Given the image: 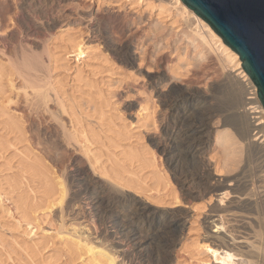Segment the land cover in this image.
Segmentation results:
<instances>
[{
  "label": "rangeland",
  "instance_id": "1",
  "mask_svg": "<svg viewBox=\"0 0 264 264\" xmlns=\"http://www.w3.org/2000/svg\"><path fill=\"white\" fill-rule=\"evenodd\" d=\"M169 1L165 0L162 7L164 11L159 15L157 7L152 10L144 6L130 7L125 4V0H0V69L5 71L6 77L10 76L13 84L11 87L7 84V78L3 79L4 93L0 95V108L3 110L6 106L10 113L19 116L25 138L18 139L16 145L28 154L26 157L30 154L42 158L54 175L65 183L67 192L63 206L77 188L73 186V180L84 178L91 186L112 195L110 197L122 193L129 199H142L145 205L160 214L171 211L178 215L180 223L184 225L177 228L176 237L179 242L171 246L163 261L166 264H197L186 251L195 246L196 240H202L205 230L203 221L212 209L218 207L217 194L214 193L207 202L208 196L204 195L206 185L185 179L182 168L171 165V154L162 152L165 150L163 129L172 128L173 122L178 120L182 112V108L178 112L167 106L165 95L171 88H176L202 94L210 103L217 104L226 99L224 92L219 89L221 81L227 76L236 77L237 71L223 67L221 55L217 51H211L198 40H191L190 28L195 23L178 17L171 3L166 4ZM61 28L68 29L71 40H81L88 53L79 80L75 82L69 81L71 78L67 72L69 67V72L73 71V59L67 61L62 58V47L69 42L56 38ZM46 47L52 49L59 58L54 75L64 85L63 88L67 89V93L75 101L82 103L83 109L89 90L100 91L109 103L104 108L107 113L102 120V127L83 120L81 124L84 131L89 126L99 136L106 138L117 135L122 138L124 145L132 142L130 146L152 152L155 167L145 168L138 162L134 163V179L145 177L149 184L148 190L125 189L100 175L83 153L85 146L82 145L86 143L89 148L100 152L101 165L109 169L111 164L108 157L113 150L105 144V139L101 143L93 141L94 145L87 144L83 135L75 136L77 133L70 117L61 111L53 97L45 103L29 89H23V80L14 69L16 62L23 53L39 56L35 74L42 79L46 75ZM127 56L131 58V63L125 62ZM251 90L252 87H249V94L242 93L239 100L243 96H252ZM258 103H251L247 107ZM220 104L228 110L232 109L226 101ZM2 110L1 142L6 140V136L15 138L18 135V132L7 129L3 123L5 115L1 114ZM250 111L253 110L249 109L247 113ZM84 112L78 115L79 118L88 114L85 109ZM252 115L259 116V113H251L247 117L251 140L255 139L253 143H258L263 138L262 132L257 128L260 125L254 130L250 126V122L254 120ZM262 119L259 118L256 122ZM108 121L113 124H108ZM208 125L207 140L210 149L205 162L210 165L209 176L212 179H208L206 183L223 179L234 184L247 180L249 195L257 203L253 217L259 215L257 220L264 221L262 187L258 180L259 166L254 152L247 147L246 139L241 138L233 126L223 125L218 118L208 121ZM217 131L228 134L230 140L219 144L216 139ZM88 134L90 135L89 132ZM4 156L0 155V264H36L34 261L39 264H80L79 259L72 258L66 249L68 246H65V242L71 241L103 247L114 254L115 264L152 263L150 259L144 263L131 262L125 254L128 247L123 246L117 237H108L113 229L107 228L108 225L103 220L92 221L89 218V207L85 205L83 192L79 195V198H83L82 202H76L68 209L62 206L63 212H60L58 206L51 211H38L35 216L30 212H23L18 206L17 195L21 191H28V185L34 186L36 182L28 184L24 180L17 190L12 191L7 182L11 181L18 161L25 158V155L10 147ZM215 161L219 164L217 171L212 169ZM155 171L170 180L169 186L164 190H150L154 185ZM172 189L177 191L181 201L178 204L171 198ZM38 195V198L42 197L41 194ZM227 196L223 198L222 207L231 198L230 195ZM203 204L205 208L202 207ZM120 208L115 207L112 213L119 212L122 215L124 211ZM185 215L189 217L186 219ZM234 217L240 218L237 213ZM250 226L256 231H263L264 228L261 223L255 224L254 221ZM254 243L264 246L263 239L259 237ZM32 249L36 251L33 258L28 255V251ZM248 258L256 261V264L260 262L257 253ZM84 262L91 264L87 259ZM102 264L108 263L103 261ZM238 264L245 263L239 261Z\"/></svg>",
  "mask_w": 264,
  "mask_h": 264
},
{
  "label": "bare ground",
  "instance_id": "2",
  "mask_svg": "<svg viewBox=\"0 0 264 264\" xmlns=\"http://www.w3.org/2000/svg\"><path fill=\"white\" fill-rule=\"evenodd\" d=\"M125 1H127L125 4H129L130 7L134 5H136V7L144 6V8L150 10H152L153 7H157L156 9L160 11V14L157 11V15H161L162 7L165 5V0ZM170 3L178 17L195 23L194 27L191 26L192 28H190L192 33L191 40H198L211 51H217L221 55L220 60L224 64L223 67H229L237 71L236 77L227 76L221 81V87L218 85L220 91L224 92V97L226 98L223 101H226L232 108L230 109L231 111L225 108V106H222L223 104H220L223 103V101H218V103L220 102L219 104H213L210 103L204 95L196 92L171 88L165 95L167 106L178 110V112L181 110L180 108H182V112L179 114L180 119L178 118V120L176 119V121L173 122L172 128L163 129V140L165 141V145H163L165 147L163 148H165V150H162V152L164 151L166 154H171L169 159L171 165L173 164L174 168L181 167V172L184 173L183 176L185 179L196 180V182L206 185L204 188V195L208 196L207 202L212 199L214 193L217 194L216 201L218 207L212 209L210 214H208L203 221L205 223V230L202 240H196L197 243L195 242V246L191 247L192 249L190 248L186 252L191 259L196 260L197 264H238L239 261L245 264H256V261L248 258V256H253L256 253L261 262H259V264H264V246L255 245L254 243L257 237L262 238L264 242V228L263 231H256L250 226L253 221L255 224L261 223L264 226V221L257 220L256 217H259V215L253 217V212L257 203L254 202L249 195V182L243 180L239 181V183L231 184L220 179L210 184L206 183L208 179L212 178L209 176L210 165L205 162L206 155L210 149L207 140L209 137L208 121L213 118H218L223 125L233 126L237 134H239L241 138L246 139L247 147L254 152V156H256L257 160L256 164L259 166L258 180L261 182L262 187L261 200L264 202V185H262L264 183V108L257 97L255 85L241 67V61L237 53L222 41L221 37L214 32L207 22L196 15L193 10L188 8L181 0H170L166 4L168 5ZM56 38L65 43L69 42L68 45H66L67 47L65 46L63 48L61 46L63 50L62 58L67 61L73 59V71L69 72L71 71L69 67L67 68V72L68 77L71 78L69 81L75 82L79 80L84 61L88 56L86 48L81 40L73 41L74 39L71 40L69 38L67 28H61ZM46 55V75L42 79L36 77L35 74L40 61L39 56L34 55V53H23L19 61L16 62L14 69L23 80V89H29L33 95L45 103L53 97L57 101L61 111L70 117L72 127L77 133H74L75 136L83 135L85 139L84 142H87V144L94 145V142L101 143L102 139H105V144L108 145V148L113 150L112 155L108 157V161L111 164L109 169L101 165L100 152L95 148H89V146H86V143L82 145L85 146L83 147V153L93 166V169L97 170L100 175L106 176L118 186L125 189L135 190L139 188L143 190L144 188L148 190L149 184L146 183L145 177L142 178L140 176L138 180L134 179L133 176H135L136 170L134 163L138 162L145 168L155 167L152 152L150 150L146 151L145 148H134L130 146L132 142H129L128 145H124L122 138L117 135L106 138L102 137V135L99 136L89 126L88 130L84 131L83 124H81L83 120L85 123L98 124L102 127V120L106 118L105 113H107L104 108L109 106V103L107 99L102 96L100 91L94 92L89 90L86 95L88 98L84 103V109L88 114L82 117V119L79 118L78 115H82L84 112L82 103H80V101H75V98L67 93V89L63 88L64 85H62L60 80L54 75L59 59L57 58V54L49 47H46ZM126 61L131 63V58L127 56L125 62ZM3 79H6L7 84L13 87L10 76L6 77L5 71L0 69V95L4 93ZM81 86L83 85L81 84ZM249 87H252V94H254V96H243V101L239 100L242 93L249 94L247 93ZM69 99H71V101H69ZM251 103L258 104H252L247 107V105ZM4 107L3 110L0 108V110H2L1 114L5 115L2 121L7 129L15 130L18 132V135L16 134V139L6 136L5 141H0V155L5 157L4 153L10 147L25 155V158L18 161L16 171L11 181L7 182L8 186L12 188V191H15L24 180L28 184L36 182L34 186L28 185V187H30L28 191H21L17 195L18 206L21 207L23 212H30L32 216H35L38 211H51L55 206H58L60 212H63L64 206L68 209L76 202H82L83 198H79V195L83 192L86 201L85 205L89 207V218H91L92 221L95 219L103 220L106 226L108 225L107 228L113 229L108 237H117L119 241L123 243V246L128 247V251L125 254L129 257L131 262L134 263L136 261L144 263L146 260L150 259L149 261L152 262L150 264H166L163 259L168 250L171 246L179 242L178 237H176L177 228L184 225L180 223L181 219L177 214L171 213V211L160 214L156 210H151L145 205L142 199H129L122 193H116L115 196L110 197L112 195L102 189L91 186L84 178H76L73 180V186L77 188L72 191L73 196L70 194L72 197L69 200L67 199V202L64 203L63 206L62 203L64 202L67 192L65 183L60 177L54 175L52 169L42 158L30 154L26 157L28 154L26 155L24 151L16 145L18 139L24 140L25 131L22 124H20L19 116L15 113H10L6 106ZM249 109L253 111L247 113ZM89 112H91V114H89ZM251 113H259V116H252L254 120L252 123L250 122V126L253 127V130L260 125L257 128L258 131L262 132L261 137L263 138L258 141V143H253L255 139L251 140V135H249V120L247 117ZM86 117H92L93 119H88ZM259 118L263 119L256 122ZM108 124L113 123L108 121ZM216 139L219 144H224L230 140L228 134L218 131L216 132ZM139 149L141 152H139ZM218 166V161H215L212 169L217 171ZM113 170H116V172H113ZM155 172L156 173H153L154 185L150 190H164L169 186L170 180L167 176L160 174L158 171ZM38 194H41L42 197L38 198L40 197ZM227 195H230L229 197L231 198L228 203L222 207L223 198ZM171 198L174 200L175 204L181 202L178 199L176 190L172 189ZM114 206L118 208L121 207L120 209L124 211V213L122 215H120L119 212L118 214H113L112 210H115ZM202 207H204V204ZM236 213L239 214L240 218L237 217L238 219H234ZM75 214L78 215V213ZM185 216H187L186 219L189 217V215ZM226 216H228V218ZM249 218L251 220H249ZM66 245L68 246L66 249L70 256L74 259H79L80 264H85L84 261L86 259L88 263L91 264H102L103 261H106L108 264H115L113 253H109L103 247H98L93 243L79 244L78 242L71 241L65 242V246ZM35 254L36 251L33 249L28 251V255L31 258H33ZM34 262L39 264V262Z\"/></svg>",
  "mask_w": 264,
  "mask_h": 264
},
{
  "label": "water",
  "instance_id": "3",
  "mask_svg": "<svg viewBox=\"0 0 264 264\" xmlns=\"http://www.w3.org/2000/svg\"><path fill=\"white\" fill-rule=\"evenodd\" d=\"M237 53L264 108V0H181Z\"/></svg>",
  "mask_w": 264,
  "mask_h": 264
},
{
  "label": "built area",
  "instance_id": "4",
  "mask_svg": "<svg viewBox=\"0 0 264 264\" xmlns=\"http://www.w3.org/2000/svg\"><path fill=\"white\" fill-rule=\"evenodd\" d=\"M252 91V90H251ZM252 93V92H251ZM252 96L254 95V94H251ZM253 116V115H252ZM256 116V115H255Z\"/></svg>",
  "mask_w": 264,
  "mask_h": 264
}]
</instances>
